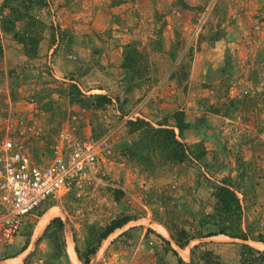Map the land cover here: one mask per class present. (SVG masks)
I'll return each instance as SVG.
<instances>
[{
	"label": "rangeland",
	"instance_id": "obj_1",
	"mask_svg": "<svg viewBox=\"0 0 264 264\" xmlns=\"http://www.w3.org/2000/svg\"><path fill=\"white\" fill-rule=\"evenodd\" d=\"M0 32V148L12 139L45 164L68 130L111 146L0 246V264H73L76 248L94 247L91 264H216L207 251L222 264H264V0H0ZM80 33L89 53L54 64L58 40L75 47ZM99 95L112 103L98 106ZM221 187L239 211H225ZM54 205L64 233L45 229ZM116 220H129L126 231L101 240Z\"/></svg>",
	"mask_w": 264,
	"mask_h": 264
},
{
	"label": "built area",
	"instance_id": "obj_2",
	"mask_svg": "<svg viewBox=\"0 0 264 264\" xmlns=\"http://www.w3.org/2000/svg\"><path fill=\"white\" fill-rule=\"evenodd\" d=\"M111 154L110 138L68 130L49 163H37L12 139L0 148V246L23 231L27 219L64 188L80 182Z\"/></svg>",
	"mask_w": 264,
	"mask_h": 264
},
{
	"label": "trees",
	"instance_id": "obj_3",
	"mask_svg": "<svg viewBox=\"0 0 264 264\" xmlns=\"http://www.w3.org/2000/svg\"><path fill=\"white\" fill-rule=\"evenodd\" d=\"M40 1H45V0H40ZM1 35V32H0ZM98 100V106H104V105H108L112 103V100L110 98H108V96L106 95H99L96 97ZM175 119L177 121V128L182 130L183 126V114L182 113H176L175 114ZM144 122L141 120H137L135 122H130L129 123V127L133 130V131H137L142 129ZM171 136H175V131L171 130L170 131ZM220 192L217 195L219 201H221V205H223V208L225 209V211H228L229 209H236V210H240L241 206L239 203V200L237 197H235V195L233 194V192L230 190V188L228 187H221L219 188ZM225 211H223L224 213H226ZM129 222V220H116L111 222L108 227L106 228V230L104 231V233L101 236V240H105L107 239L111 234H113L117 229H121L123 228L127 223ZM59 228V232L64 233V222L61 218H56L54 219L47 227L48 231L52 226L56 225ZM220 234L222 235H226L229 236L231 238L234 239H242L244 241H248L247 236H241L240 234H234V233H229L227 228L225 226L221 227L220 230ZM214 234H211L210 236H213ZM188 236V232L187 231H183L181 236H179V239L177 240L176 244L177 246H179L180 248H186L188 246V244L190 243L191 239ZM244 247L247 249V252H252L253 248L248 245V244H244ZM26 247L23 249V252L26 251ZM97 252V249L94 247L91 250H89L87 252V254L85 256H82L79 248H76V253L78 255L79 260L83 263V264H91L92 260V256H94ZM174 254L176 256H178V253L174 250ZM263 255V254H262ZM264 256V255H263ZM212 257V258H211ZM204 258L206 263L210 262V258L216 260V264H222L220 262V257L216 256L212 251H207L204 254ZM194 260V259H193ZM179 261H181V259H179ZM27 264V263H25Z\"/></svg>",
	"mask_w": 264,
	"mask_h": 264
},
{
	"label": "crops",
	"instance_id": "obj_4",
	"mask_svg": "<svg viewBox=\"0 0 264 264\" xmlns=\"http://www.w3.org/2000/svg\"><path fill=\"white\" fill-rule=\"evenodd\" d=\"M69 21H71V19H69ZM66 26H68V23L66 24ZM83 39L86 40L87 39V36L84 37L81 33L78 36H74L73 40H74V45H76V46L75 47L74 46H71L70 48H67V46L65 47L64 43H62V45H61L59 43V40H58V43L55 44V46H54V48L57 49V54L53 58V60L55 62L54 64L58 65L59 67H62V66L71 67L76 62V59L75 58H76V55H77L78 52H85L86 54H88L89 53V50H91L92 48L89 49L87 44L83 45ZM67 49H68V51H67ZM114 49H115L114 45H111V44H108L107 45V49L106 48L104 49V51L102 53L103 54V62H102L103 64L109 66V65H112L113 61H115L114 60V57H113V55H114L113 50ZM43 52H45V48L43 49ZM57 209H59V207L58 206H55V205L54 206H51L48 209V211H53L54 216L51 218V220L49 221V223L47 224V226L45 227V229L48 227V225L54 219L61 217L60 212ZM40 219H42V217ZM143 225H145V224H143ZM149 228L153 230L152 225H148V228L145 227V226H143V228L141 229V232H144V235H145L148 232ZM119 230L122 231L121 233H124V231H126V229H122V230L119 229ZM149 236L151 237L152 235L150 234ZM142 244H143V241H141L139 239V243H138L139 247H141ZM23 254L24 253H21V255H23ZM21 255H19V257ZM16 259H18V257L9 258L7 260H4L3 262L7 263L8 261H14ZM77 259H78L77 262H73V264H83L79 260L78 257H77Z\"/></svg>",
	"mask_w": 264,
	"mask_h": 264
}]
</instances>
